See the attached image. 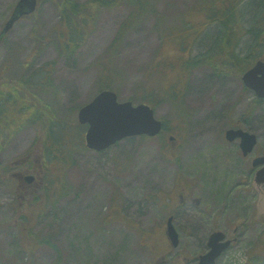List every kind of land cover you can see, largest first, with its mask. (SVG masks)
Returning <instances> with one entry per match:
<instances>
[{
  "label": "rangeland",
  "instance_id": "1",
  "mask_svg": "<svg viewBox=\"0 0 264 264\" xmlns=\"http://www.w3.org/2000/svg\"><path fill=\"white\" fill-rule=\"evenodd\" d=\"M19 1L0 0V32ZM76 1L90 6L93 0ZM213 1L152 0L116 46L136 7L126 2L99 7L93 20L78 19L73 53L56 47L55 1L42 0L34 16L14 24L0 46L1 82L31 80L43 102L70 122L73 142L64 167L58 147L42 142L40 125L15 129L10 136L6 131L0 150V264H172L175 257L185 264L184 256L206 251L212 232L232 236L236 226L238 240L217 264H264V185L256 184L251 170L252 158L264 156V100L247 91L239 77L215 75L213 66L185 67L189 59L209 53V44L214 49L219 44L215 34L207 41L217 27L207 20L206 7ZM232 1L223 0L226 7ZM246 1L254 6L243 18L247 22L264 0ZM243 35L240 57L251 41L247 31ZM259 47L264 59L263 40ZM103 88L114 90L120 102L154 106L165 130L154 138H126L101 153L80 148L86 127L78 123L84 127L80 136L74 121ZM249 110L254 115L248 118ZM227 111L258 137L249 160L235 152L237 145L224 146L215 133H206L207 127L222 126ZM55 135H61L56 128ZM28 155L33 167L16 170L24 177L34 171L40 188L33 196V188H21L10 170ZM180 177L191 182V190L183 192L189 220L178 214L181 242L171 256L166 222L172 182Z\"/></svg>",
  "mask_w": 264,
  "mask_h": 264
},
{
  "label": "trees",
  "instance_id": "2",
  "mask_svg": "<svg viewBox=\"0 0 264 264\" xmlns=\"http://www.w3.org/2000/svg\"><path fill=\"white\" fill-rule=\"evenodd\" d=\"M39 1L41 2L42 0ZM47 1H55L59 10L60 21L58 22L59 27L56 29L59 42H57L56 47L62 53L74 52L73 49H75L76 46L73 42L78 35V19L80 20L81 18L85 22L93 20L94 14L99 7L114 8L118 3L123 2L136 7V10L132 14V20L129 23H125V26H122L119 30L113 42V46H116L117 41L124 39V36L128 32L127 28L132 27V25L134 26L152 3V0H93L90 7L76 0ZM232 2V6L226 7L223 0H214L206 7L208 22L217 24V27L213 29L216 32L212 31L209 34V38H207L208 44L213 34H215L214 37L218 38L219 44L215 49L209 44V53L199 58H192L186 61L185 67L187 71H192L200 64H207L213 66L212 68L217 76L232 75L240 78L254 65L257 59L261 58L260 54L263 53V51L260 49L259 44L261 40H263L264 43V6L255 16L253 15L251 17L250 15L246 22L243 18L248 16V8L253 10L254 6L249 7V1L246 0H233ZM215 5H217V7ZM203 11H205V9ZM245 31L250 35L251 41L249 46L245 49L247 51L245 56L240 57L237 50L241 49V41L245 36H242V34ZM112 59L113 56L111 58L109 57L110 61H112ZM106 68L108 69L107 66ZM2 80L3 79H0V150L3 147V141L7 135L6 131L9 130L10 136L15 133V129L19 130L26 125L38 124L41 127L42 142L44 145L49 142V145L58 147L59 150H57V154L62 156L60 158V163L66 167L69 164L72 150L71 142H73L69 134L70 122L66 119H61L58 116V112L43 102L41 97L37 95V86L34 87L33 84H31V80L27 82L11 81L12 84L8 85L7 83L5 86L4 81L1 82ZM4 80L10 82L9 79ZM28 88H31L36 93ZM105 89L106 88H103L100 91ZM155 95L158 96L159 94L156 93ZM150 98H152V96ZM154 98L155 96H153L152 99ZM144 99H147V97L145 96ZM74 123L75 126L81 128L80 136H83L84 127L86 126L81 127L77 119ZM59 126L62 128L59 129ZM55 128L58 130L59 134H61L59 138L55 135ZM47 133L50 134L51 139L46 136ZM77 144L80 148H86L84 139L82 138L78 140ZM50 151L56 154L55 148ZM63 185L61 193H65L67 189V186L65 184ZM172 259L175 260L177 258L175 257ZM175 264L178 263L175 262Z\"/></svg>",
  "mask_w": 264,
  "mask_h": 264
},
{
  "label": "water",
  "instance_id": "3",
  "mask_svg": "<svg viewBox=\"0 0 264 264\" xmlns=\"http://www.w3.org/2000/svg\"><path fill=\"white\" fill-rule=\"evenodd\" d=\"M39 0H20L9 20L0 33V46L6 34L22 18L35 15L39 9ZM246 87L264 99V62L259 61L243 76ZM78 121L87 125L85 134L86 147L102 152L116 143L134 136L148 135L155 137L163 130V122L155 117V111L147 104L134 105L131 101L119 102L113 90H104L78 112ZM227 139L241 140L244 156L251 154L258 143V137L243 129L230 130ZM264 165V156L253 160V166ZM255 181L264 184V167L256 173ZM167 236L174 248L179 245V233L173 224V217L167 221ZM226 240L225 233L216 231L208 240L209 251L199 257L196 264H216L225 250L232 245Z\"/></svg>",
  "mask_w": 264,
  "mask_h": 264
},
{
  "label": "flooded vegetation",
  "instance_id": "4",
  "mask_svg": "<svg viewBox=\"0 0 264 264\" xmlns=\"http://www.w3.org/2000/svg\"><path fill=\"white\" fill-rule=\"evenodd\" d=\"M229 77H232V75H228ZM236 108V107H235ZM230 111V110H229ZM254 115V112H252V110H249V113H248V118L251 116ZM222 122V126L220 125L219 127V124H217L215 129L210 126V127H207L206 128V133L209 131L211 133H215V136H218V142L220 144H223L224 146H233V145H237V147H235V152L238 154V155H241L242 159H247L249 160V158L251 157L248 156V157H245L243 156L242 152H241V148H240V139H237V140H234V141H229L227 139V133L229 130L231 129H244V130H247L249 131L245 125H244V121L242 120H237L235 122H233V115H231L230 113H227L225 114V117H223V120L221 121ZM220 122V124H221ZM174 134H171L170 135V138L169 140L172 142L173 146H175L177 143H178V140L176 139V137L173 136ZM209 135V134H208ZM180 146V144H178ZM172 158H171V163H174L175 162V151L174 149H172ZM260 156V155H258ZM31 156L28 155L26 157H21L19 161H17L16 163L13 162L12 164V167H11V176L14 180H17L18 183L21 184V188H27L28 185L30 188H33V190L31 191V194L32 196L38 191V189L40 188V186H37L38 188L36 189V176L34 174V171L30 169V171L33 173L32 175L35 177V178H32L31 181L27 179V177H24L23 173L21 172V170H16L17 168H20L22 167L23 169H28L32 164L31 162ZM256 157V156H255ZM253 159V158H252ZM28 166V167H27ZM254 173H256L257 169L253 168L251 169ZM42 180V179H41ZM188 185V187H187ZM191 190V182L186 178V177H180V180L179 182H175V180L172 182V187H171V208H170V214L167 218V220L169 219V217H174V224L180 234V230H179V227L177 226V220L179 218V215L180 216H183V219H188V209L185 210V208H187V204L189 202V198H186L188 196H185L183 194V192H186V191H189ZM200 201L201 200H196V202L198 204H200ZM183 213V214H182ZM179 214V215H178ZM189 220V219H188ZM167 224V222H166ZM239 227H235L233 228L234 230V235H228L226 234L225 232V235H226V240H235L236 239V235H237V231H238ZM166 236H167V231H166ZM181 237V236H180ZM168 238V236H167ZM169 240V238H168ZM208 240H209V237H208ZM208 240H206V251H209V248H208ZM180 241H181V238H180ZM170 242V240L168 241ZM171 245V242L169 243ZM168 244V251H171V256H172V253L175 252L176 249H174L172 246H171V250H170V245ZM234 246V243L232 245V247ZM232 247H230L229 249H231ZM228 249V250H229ZM227 250V251H228ZM202 254H200L199 256L197 257H194V258H188V256H184V261H185V264H196L198 263L199 261V257L201 256ZM175 260H173L171 258V263L172 264H175ZM158 262V261H157Z\"/></svg>",
  "mask_w": 264,
  "mask_h": 264
}]
</instances>
